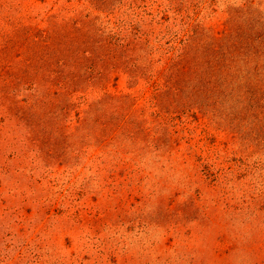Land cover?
<instances>
[{
  "label": "rangeland",
  "instance_id": "374dc122",
  "mask_svg": "<svg viewBox=\"0 0 264 264\" xmlns=\"http://www.w3.org/2000/svg\"><path fill=\"white\" fill-rule=\"evenodd\" d=\"M262 31L264 0H0V264H264V81L208 70Z\"/></svg>",
  "mask_w": 264,
  "mask_h": 264
},
{
  "label": "trees",
  "instance_id": "16d2710c",
  "mask_svg": "<svg viewBox=\"0 0 264 264\" xmlns=\"http://www.w3.org/2000/svg\"><path fill=\"white\" fill-rule=\"evenodd\" d=\"M242 37V35H239L238 38L233 39L227 48L221 45L222 51L218 57L219 60L214 63H210L208 70H210L211 75H221L222 85L229 83L230 80H234L233 78L235 76H238L240 69V67L236 69L240 63L232 60L234 56L233 51L236 49H244L242 54L245 55V58H243L241 64L248 68L244 87H247V93L250 94V98L253 101L257 95L255 94L256 91L254 92L252 89L253 85L249 82L250 78L255 77L261 81H264V67L259 61H257L260 58V52L264 50V32H258L254 38H252L253 36L250 37V35H248V40L247 38ZM228 54H231L232 58L230 60L228 59ZM58 78H61V74L58 76Z\"/></svg>",
  "mask_w": 264,
  "mask_h": 264
}]
</instances>
